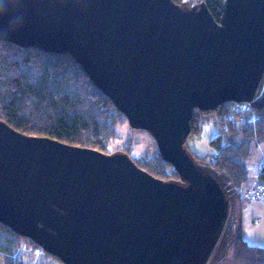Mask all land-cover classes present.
<instances>
[{
    "label": "water",
    "instance_id": "water-1",
    "mask_svg": "<svg viewBox=\"0 0 264 264\" xmlns=\"http://www.w3.org/2000/svg\"><path fill=\"white\" fill-rule=\"evenodd\" d=\"M222 6L218 22L203 0H18L10 17L0 0V42L72 54L181 176L0 120V223L64 264H222L236 192L187 138L195 108L264 106V0Z\"/></svg>",
    "mask_w": 264,
    "mask_h": 264
},
{
    "label": "trees",
    "instance_id": "trees-1",
    "mask_svg": "<svg viewBox=\"0 0 264 264\" xmlns=\"http://www.w3.org/2000/svg\"><path fill=\"white\" fill-rule=\"evenodd\" d=\"M203 1L219 22L223 0ZM193 111L191 133L199 135L203 121L219 115L221 108L214 112L198 108ZM256 111L255 123L235 118L228 122L227 130L215 120L221 131L211 140L214 152L200 156L191 151L198 163L220 172L236 192L235 238L222 264H264V247L252 245L242 237L239 218L246 198L237 192L249 181L247 161L254 147L264 140V106ZM0 120L28 136L49 137L104 153L124 152L131 156L129 147L113 152L109 149L117 137L118 124L128 119L70 53L0 42ZM132 159L154 177L181 180L159 149ZM260 177L264 180V175ZM39 247L32 239L0 223V264H34L33 255L37 256L35 250ZM48 255L64 264L58 257Z\"/></svg>",
    "mask_w": 264,
    "mask_h": 264
},
{
    "label": "rangeland",
    "instance_id": "rangeland-1",
    "mask_svg": "<svg viewBox=\"0 0 264 264\" xmlns=\"http://www.w3.org/2000/svg\"><path fill=\"white\" fill-rule=\"evenodd\" d=\"M212 116L203 121L200 134L191 133L187 138L189 149L200 156L210 155L214 152L211 140L217 136L221 129L219 123ZM129 147L133 158H140L145 154H153L158 146L153 136L144 130L134 129L129 122H122L117 127V137L110 144V151ZM249 168V185L260 180L261 168L264 166V140L255 147L247 161ZM243 213L239 218L242 237L252 245L264 247V200H243ZM232 247V246H231ZM230 247V248H231ZM34 264H62L57 259L44 253L41 256L33 255Z\"/></svg>",
    "mask_w": 264,
    "mask_h": 264
},
{
    "label": "built area",
    "instance_id": "built-area-1",
    "mask_svg": "<svg viewBox=\"0 0 264 264\" xmlns=\"http://www.w3.org/2000/svg\"><path fill=\"white\" fill-rule=\"evenodd\" d=\"M221 112L216 116V119L221 125L223 130L228 129V122L231 119L238 118L239 121H247L255 123L257 121V111L254 106L248 102H234L227 101L220 105ZM264 175V166L261 168L260 176ZM237 192L243 195L247 200L257 201L264 200V180L251 187H239ZM37 256L45 253L42 247L35 250Z\"/></svg>",
    "mask_w": 264,
    "mask_h": 264
},
{
    "label": "clouds",
    "instance_id": "clouds-1",
    "mask_svg": "<svg viewBox=\"0 0 264 264\" xmlns=\"http://www.w3.org/2000/svg\"><path fill=\"white\" fill-rule=\"evenodd\" d=\"M18 2V0H11L12 3V7H10L9 9V16H14L16 9H15V3ZM23 21L22 19L19 22L16 23H10L7 28H6V32L11 33L12 31H15L17 28H19L22 25ZM3 33H0V35H2Z\"/></svg>",
    "mask_w": 264,
    "mask_h": 264
},
{
    "label": "crops",
    "instance_id": "crops-1",
    "mask_svg": "<svg viewBox=\"0 0 264 264\" xmlns=\"http://www.w3.org/2000/svg\"><path fill=\"white\" fill-rule=\"evenodd\" d=\"M261 180H262V178H261ZM260 182V180H257V181H255L252 185H249V181L244 185V186H242L243 188H246V187H251V186H253V185H255V184H257V183H259ZM243 213V212H242Z\"/></svg>",
    "mask_w": 264,
    "mask_h": 264
},
{
    "label": "bare ground",
    "instance_id": "bare-ground-1",
    "mask_svg": "<svg viewBox=\"0 0 264 264\" xmlns=\"http://www.w3.org/2000/svg\"><path fill=\"white\" fill-rule=\"evenodd\" d=\"M194 112V111H193ZM32 246V245H31ZM34 246V245H33ZM37 247V246H36ZM45 254H46V252H45ZM24 264H25V262H24Z\"/></svg>",
    "mask_w": 264,
    "mask_h": 264
}]
</instances>
